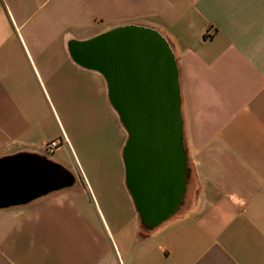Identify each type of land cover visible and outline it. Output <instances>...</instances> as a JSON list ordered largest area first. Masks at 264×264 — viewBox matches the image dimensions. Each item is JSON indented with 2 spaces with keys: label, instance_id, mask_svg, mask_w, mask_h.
<instances>
[{
  "label": "crops",
  "instance_id": "crops-1",
  "mask_svg": "<svg viewBox=\"0 0 264 264\" xmlns=\"http://www.w3.org/2000/svg\"><path fill=\"white\" fill-rule=\"evenodd\" d=\"M124 26L156 30L178 70L190 177L154 229L120 140L74 147L60 126L65 146L46 150L62 134L55 104L112 108L71 45ZM0 264H264V0H0Z\"/></svg>",
  "mask_w": 264,
  "mask_h": 264
},
{
  "label": "water",
  "instance_id": "water-1",
  "mask_svg": "<svg viewBox=\"0 0 264 264\" xmlns=\"http://www.w3.org/2000/svg\"><path fill=\"white\" fill-rule=\"evenodd\" d=\"M74 60L106 79L109 103L127 133L125 179L142 223L154 229L183 204L190 169L176 59L151 28L124 26L71 45ZM58 188L73 183L56 169Z\"/></svg>",
  "mask_w": 264,
  "mask_h": 264
},
{
  "label": "rangeland",
  "instance_id": "rangeland-1",
  "mask_svg": "<svg viewBox=\"0 0 264 264\" xmlns=\"http://www.w3.org/2000/svg\"><path fill=\"white\" fill-rule=\"evenodd\" d=\"M104 99L106 100V105L108 107V93H105ZM101 101V100H100ZM86 104L81 103H67V104H55L57 115L59 118V130L62 132L60 134L58 143L65 146V136L64 132L67 134L68 139L71 141V144L76 147L81 143L83 137L88 135H94L97 137V143L100 144L110 141L111 143L119 142L122 143V148L125 146L126 142V131L123 126L120 124L118 116L115 114L112 108L104 112V117L100 116L98 119L89 117V111L86 110ZM63 130L61 129V127ZM120 162L119 157L115 159L114 156L109 157V161L112 164L110 166L111 174H116L117 162ZM123 164V160H122ZM123 173L125 174L124 164H123Z\"/></svg>",
  "mask_w": 264,
  "mask_h": 264
},
{
  "label": "built area",
  "instance_id": "built-area-1",
  "mask_svg": "<svg viewBox=\"0 0 264 264\" xmlns=\"http://www.w3.org/2000/svg\"><path fill=\"white\" fill-rule=\"evenodd\" d=\"M59 143L58 141H51L50 143L47 144L46 150L48 154H53L55 150L58 148Z\"/></svg>",
  "mask_w": 264,
  "mask_h": 264
},
{
  "label": "flooded vegetation",
  "instance_id": "flooded-vegetation-1",
  "mask_svg": "<svg viewBox=\"0 0 264 264\" xmlns=\"http://www.w3.org/2000/svg\"><path fill=\"white\" fill-rule=\"evenodd\" d=\"M181 208H182V205L178 208L177 212H178ZM177 212H176V213H177Z\"/></svg>",
  "mask_w": 264,
  "mask_h": 264
}]
</instances>
